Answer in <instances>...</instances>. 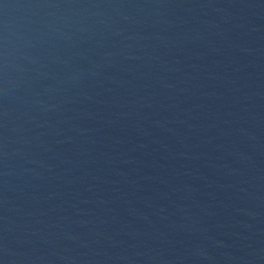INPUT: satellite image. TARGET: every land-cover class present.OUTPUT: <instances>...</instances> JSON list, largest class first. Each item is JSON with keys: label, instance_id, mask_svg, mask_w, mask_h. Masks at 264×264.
I'll list each match as a JSON object with an SVG mask.
<instances>
[{"label": "water", "instance_id": "obj_1", "mask_svg": "<svg viewBox=\"0 0 264 264\" xmlns=\"http://www.w3.org/2000/svg\"><path fill=\"white\" fill-rule=\"evenodd\" d=\"M0 264H264V0H0Z\"/></svg>", "mask_w": 264, "mask_h": 264}]
</instances>
